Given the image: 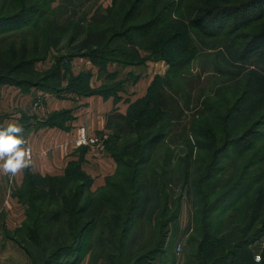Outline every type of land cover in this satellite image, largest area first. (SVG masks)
<instances>
[{"label": "trees", "instance_id": "1", "mask_svg": "<svg viewBox=\"0 0 264 264\" xmlns=\"http://www.w3.org/2000/svg\"><path fill=\"white\" fill-rule=\"evenodd\" d=\"M146 1L136 0L131 8L111 5L102 15H93L84 33L88 52L83 55L99 66L113 61L134 64L140 58L135 46L147 42L155 58L166 60L170 67L164 76L154 77L147 93L133 102L126 114L115 115L119 122L105 148L118 168L104 186L92 191V178L77 162L70 164L62 176L26 172L24 183L15 194L29 205L27 219L18 230V243L31 264H76L81 252L90 253L89 264H152L166 250L172 226L177 227L181 202L179 198L172 201L168 189L175 169L166 165L156 172L149 162L151 151L172 134L173 121L184 112L172 80L178 75L180 63L188 61L182 62L170 53V47L179 44L180 35L163 41L159 31L148 32L160 17H156L157 3L152 9L148 5L142 7ZM177 1L166 0L165 9L160 12L176 10ZM229 1L217 0L207 5L192 18V26L204 34H213L210 27L227 20L233 23L225 31L229 34L241 28L243 23L237 22L251 8H262L264 13V0H242L238 6L222 7ZM52 2L43 7L35 0H0V28L6 21L19 20L27 10L51 11ZM13 9L21 12L2 15ZM138 11H147L144 20H152L132 27L139 19L135 16ZM99 16L107 20L102 21ZM52 19H46L41 38L32 42L23 38L19 42L11 40L0 46V84L17 85L24 90L37 86L63 94L57 85L46 83L61 74L63 57L44 72L36 71L34 65L46 59L51 47L59 44V29L79 34L84 28L72 21L64 25L63 21ZM252 20L247 18V22ZM260 26L264 28V19ZM141 33L138 39L134 37ZM261 33L259 37L264 36V31ZM241 38L246 43L239 56L236 49L232 50L233 61L244 60L255 51L257 36L249 39V34L243 33ZM195 48L193 54L200 49ZM76 55L82 54L71 56ZM243 70L238 64L235 79L229 78L217 88L219 98L205 101L204 109L213 110V115L198 127L207 157L191 179L196 210L190 241L193 248L186 264H264L262 258L256 260L252 249L264 236V76L250 69L241 76ZM73 90L80 95H114V88L91 93ZM191 156L192 153L183 159L177 177L185 183L190 182L192 174ZM74 166L77 175L72 173Z\"/></svg>", "mask_w": 264, "mask_h": 264}, {"label": "rangeland", "instance_id": "2", "mask_svg": "<svg viewBox=\"0 0 264 264\" xmlns=\"http://www.w3.org/2000/svg\"><path fill=\"white\" fill-rule=\"evenodd\" d=\"M35 1L43 7L47 6L46 3L49 4L52 2V0ZM165 1L147 0V4L143 3L142 7L148 5L147 7L152 9L154 4L157 3L156 17L159 16L160 20H156V24L148 32L159 31L161 33L159 38L163 41L171 36L176 37L180 35L178 40L179 44L171 46L170 53L173 57L180 58L182 62L188 61L185 64L180 63V67L177 68L178 75L172 80L174 81L173 86L177 88L176 98L178 100L180 99L184 112L173 121L172 134H169L170 136H167L163 141L157 143L156 148L151 151L150 155L152 159L149 163L152 164V169L156 172H160L166 165H171L175 169L173 181L169 184L168 189L172 201H176L177 198L180 199L181 209L178 213L177 227L172 226V232L166 250L158 255L156 261L152 264H186L193 248L190 241L194 232L193 215L196 210V197L191 186V179L192 176L197 175L198 167L202 165L203 160L207 157V150L201 144L202 135L198 127L205 124L213 115V110L204 109L205 101H215L219 98L217 88L225 85L227 79H235L234 73L236 72V66L238 64L244 69L241 76L248 69L257 70V72L264 76V36L259 37L262 34L261 32L264 31V28L260 26L261 21L264 19V16H261L264 13L262 14V8L253 7L249 13L240 17V21L237 23L243 24L239 25L241 28L237 31L227 34L225 31H229L233 23H228L227 20H219L209 29L213 34H204L192 26V18L200 14L207 5L215 4L217 0H178L177 5H179V8L176 10H167L166 13L160 12L161 9H165ZM240 1L242 0H230L229 3L223 4L222 7L224 5L232 7L238 6ZM135 4L136 0H117V2L115 0H54L52 5H49L51 11L41 8V10L35 12L30 9L26 13H22L21 17L18 18L19 20L6 21V24H1L5 26L0 28V46H6L11 40L19 42L23 38L32 42L35 38H41L45 32L44 30L42 31V28L48 18H53L52 20L59 22L63 21L64 25L69 23L68 21L75 22L84 28L81 29V33L76 34L71 29H59L57 33L59 44L53 45L48 57L38 61L34 65V68L38 72H44L51 68L59 57H63L61 74L49 78L46 80V83L53 86L57 85L63 94L72 92L74 91L73 89L79 92L83 90L91 93L102 89L114 88V95L116 97L118 96L117 98L119 100V96L124 98V101L129 103V108L133 102L139 99L131 100L135 92L133 89L136 87L139 78H144L143 83H148L146 88V91H148L149 85L154 77L157 74L164 76L170 64L164 59L155 58V54H152L146 44L147 42H143L135 46L140 57L138 62L125 64L113 61L99 66L89 57L83 55L88 52L84 42V38L86 37L84 33L86 32L88 23L90 24L92 16L98 14V12L102 15L104 9L108 6L131 8ZM19 12L21 11H15L13 9L6 11L2 15H12ZM158 12L162 15L160 16ZM147 13V11L145 13L144 11L142 13L139 11L135 12V16L139 19L136 22L134 21L135 23L132 27L138 26L141 22H147L146 20L151 21L152 17L149 18L150 20H144L147 18ZM249 17L253 18L251 22H247V18ZM98 18L102 21L107 20V18L103 20L104 18L102 16ZM114 20L116 21V18ZM172 20H175V22L171 23ZM243 33H248L249 39L257 36L254 40L255 51L250 52L244 60L233 61L232 56H230L232 50L236 49L239 56L240 50L244 47V43H246V40L241 38ZM141 35L142 33L134 35V37L138 39ZM50 38L53 40L51 36ZM196 46L200 47V49L193 54ZM80 53L82 55L71 56ZM189 56L192 57L190 60ZM79 57H85L88 65H77L76 62L74 64V61L77 60L76 58ZM230 61L231 64H229ZM102 66L103 68H101ZM2 85L6 84H0V86ZM32 88L43 90V88L37 86H32L28 89ZM48 92L52 93L50 91ZM120 113L119 111H114L110 114L108 125L111 121V128L102 131V133L106 132L108 134L106 141L110 139L112 133L114 136L116 124L119 122L115 115ZM5 114L3 119L0 118V125L6 126L10 122H17L13 114H11L12 116H8V113ZM68 116L70 115L62 114L57 119L64 121ZM44 118L40 119L43 120ZM48 119L51 118L49 117ZM51 120L55 122V120ZM191 153L192 174L190 182L185 183L181 178L179 180L177 177L181 172V167H183V159ZM226 162L227 160H225V164ZM72 169L74 170L72 173L77 175L78 171H75L76 166ZM20 187L17 186L13 189V195L18 197L22 205L26 207L27 214L29 209L28 203L25 199L15 194L16 190ZM90 189L92 191L97 190L94 186H90ZM1 192L4 193V191ZM24 222L19 226L12 225L11 229L4 227L6 235L16 243H18L20 237L18 230ZM18 245L22 247L19 243ZM252 249L255 255H259L260 259L262 258L264 261V236L252 245ZM26 259V261L20 258L16 259V261H13V259L6 260L10 262L7 264H31L30 257L28 256ZM89 260L90 253L81 252L76 264H89Z\"/></svg>", "mask_w": 264, "mask_h": 264}, {"label": "crops", "instance_id": "3", "mask_svg": "<svg viewBox=\"0 0 264 264\" xmlns=\"http://www.w3.org/2000/svg\"><path fill=\"white\" fill-rule=\"evenodd\" d=\"M76 59L74 64L88 65L85 57ZM143 82L144 78L137 81L132 101L146 94L148 83ZM117 97L74 92L60 95L36 88L24 90L17 85L0 86V118L3 119L5 113L16 117L24 129V145L29 146L32 153L31 164L16 173L0 168V264L10 263L6 259L26 261L28 257L4 230V227L19 226L27 218L26 207L13 195V189L23 185L27 171L42 176H62L70 164L77 162L79 168L92 178L91 186L95 189L104 186L107 178L116 173L118 163L104 147L78 145L77 140L81 128L90 134L102 133L108 130L110 114L114 111L126 113L129 103L121 96L120 100ZM62 114L70 116L64 121L57 119ZM43 117L45 120L40 119ZM46 117L55 122L48 119L53 124L48 123Z\"/></svg>", "mask_w": 264, "mask_h": 264}, {"label": "clouds", "instance_id": "4", "mask_svg": "<svg viewBox=\"0 0 264 264\" xmlns=\"http://www.w3.org/2000/svg\"><path fill=\"white\" fill-rule=\"evenodd\" d=\"M23 131V127L16 122L0 125V168L6 172L16 173L31 164L27 149L22 147L25 144ZM256 260H260L259 255Z\"/></svg>", "mask_w": 264, "mask_h": 264}, {"label": "built area", "instance_id": "5", "mask_svg": "<svg viewBox=\"0 0 264 264\" xmlns=\"http://www.w3.org/2000/svg\"><path fill=\"white\" fill-rule=\"evenodd\" d=\"M78 134H79L77 140L78 145H87L89 147H94V148L104 147L105 142L108 138V134L106 132L98 133V134L97 133L90 134L85 130V128H81ZM22 147H25L27 149L28 158L31 160L32 153L29 146L22 145Z\"/></svg>", "mask_w": 264, "mask_h": 264}]
</instances>
